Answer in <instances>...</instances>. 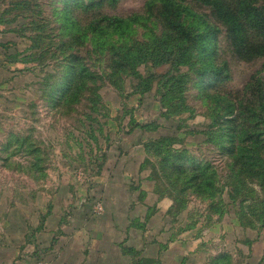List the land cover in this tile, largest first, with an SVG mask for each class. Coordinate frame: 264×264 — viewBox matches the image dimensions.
Returning <instances> with one entry per match:
<instances>
[{
    "label": "rangeland",
    "instance_id": "rangeland-1",
    "mask_svg": "<svg viewBox=\"0 0 264 264\" xmlns=\"http://www.w3.org/2000/svg\"><path fill=\"white\" fill-rule=\"evenodd\" d=\"M175 1L179 27L199 37L190 50L193 65L179 62L177 47L172 52L171 32L174 44L181 38L178 27L165 22L163 0H0V65L15 64L12 89L28 94L22 120H13L10 153L27 155L29 170L45 166L36 156L51 155L46 125H58L54 135L63 141L62 151L73 153L77 180L91 181L117 128L125 133L139 127L148 136L147 165L161 188L168 184L161 175L166 160L190 158L213 177V189L205 196L190 189L186 206L204 208L208 222L227 214L245 228H262L258 172L264 162L251 159L244 168L226 149L241 146L231 119L249 86L264 84V55L249 58L235 47L222 9L206 0ZM239 1L222 3L238 7ZM254 5L264 12V0ZM248 32L251 42L260 41L254 27ZM128 50L148 58L134 65ZM164 56L168 61H154ZM230 103L237 106L233 114L225 109Z\"/></svg>",
    "mask_w": 264,
    "mask_h": 264
},
{
    "label": "crops",
    "instance_id": "crops-1",
    "mask_svg": "<svg viewBox=\"0 0 264 264\" xmlns=\"http://www.w3.org/2000/svg\"><path fill=\"white\" fill-rule=\"evenodd\" d=\"M13 64L0 65V264H264V225L245 228L227 214L208 222L191 203L177 209L152 176L139 127L115 129L91 181H79L58 125L47 124L54 149L29 170L27 155L10 153L28 95L12 89Z\"/></svg>",
    "mask_w": 264,
    "mask_h": 264
},
{
    "label": "trees",
    "instance_id": "trees-1",
    "mask_svg": "<svg viewBox=\"0 0 264 264\" xmlns=\"http://www.w3.org/2000/svg\"><path fill=\"white\" fill-rule=\"evenodd\" d=\"M163 10L165 14L163 15L167 26H177V36L181 38L174 44V34L171 32V45H173L172 52L175 51V48H178L177 59L179 62L184 63L185 66L193 65L191 62V47L199 43L198 36L194 35L193 32L179 27L177 22L178 14L181 10V5L175 0H163ZM209 2V5L214 6L215 9H222V14L225 22L229 24L232 30L233 43L235 47L239 50L241 49L245 55L249 58H254L258 55H264V12L257 8L254 3L256 0H240L238 7H232L229 3H222L224 0H206ZM10 5L16 6L20 5L15 1H9ZM25 4H28L27 2ZM249 18L250 23L247 25L244 20ZM255 28V35L258 36L260 41L251 42L250 28ZM170 36V34L168 35ZM159 41L162 46H166V43L159 36ZM140 53V52H139ZM125 56L131 59L135 65V61L142 62L147 59V55L138 54L132 50H128L125 53ZM168 61L165 56L157 58L154 60L156 63L162 61ZM249 96L241 98L239 102V111L231 119L233 124L232 129L235 130L236 136L238 138V149L236 146H230L226 150H229V154H233L237 162H241L246 167L249 160L254 159L256 162H264V84L262 81H256L251 84L248 88ZM225 109L234 113L237 109V106H233L232 103L225 105ZM183 156H176L173 159H167L166 165L162 167V177L167 184L166 188L163 189L166 193L170 194L176 203L177 209L183 208L186 206L184 197L190 189L195 190L199 195L205 196L208 195L209 188L213 189V177L206 176L204 170L200 166H195L194 161L190 158L188 160L182 159ZM191 164L192 172L187 171L184 168L185 164ZM257 164V163H255ZM254 164V165H255ZM161 169V170H162ZM197 172H194L196 171ZM174 173V174H172ZM190 175V176H188ZM258 175L261 179V185L264 187V164L262 169L258 172ZM185 176V178H184ZM184 178V179H183ZM184 180L192 182V185H184ZM200 182V183H199ZM160 186V185H159ZM162 187V186H160ZM214 193L211 192V195ZM219 261L225 264H232V260L229 256L220 258Z\"/></svg>",
    "mask_w": 264,
    "mask_h": 264
},
{
    "label": "built area",
    "instance_id": "built-area-1",
    "mask_svg": "<svg viewBox=\"0 0 264 264\" xmlns=\"http://www.w3.org/2000/svg\"><path fill=\"white\" fill-rule=\"evenodd\" d=\"M95 212L96 213H102L104 211V205L102 201H97L94 206ZM38 264H46L45 261H41Z\"/></svg>",
    "mask_w": 264,
    "mask_h": 264
},
{
    "label": "clouds",
    "instance_id": "clouds-1",
    "mask_svg": "<svg viewBox=\"0 0 264 264\" xmlns=\"http://www.w3.org/2000/svg\"><path fill=\"white\" fill-rule=\"evenodd\" d=\"M196 120H197V122H200L201 117L198 116V117L196 118Z\"/></svg>",
    "mask_w": 264,
    "mask_h": 264
}]
</instances>
